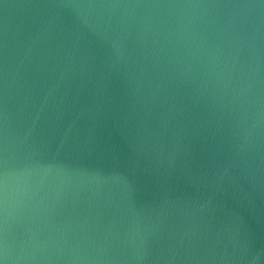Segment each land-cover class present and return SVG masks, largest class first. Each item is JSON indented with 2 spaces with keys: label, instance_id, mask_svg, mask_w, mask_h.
<instances>
[{
  "label": "water",
  "instance_id": "95a60500",
  "mask_svg": "<svg viewBox=\"0 0 264 264\" xmlns=\"http://www.w3.org/2000/svg\"><path fill=\"white\" fill-rule=\"evenodd\" d=\"M74 2L0 0V159L29 155L84 172L68 178L80 194L37 222L39 240L57 245L40 264H71L69 253L98 247L103 264H264V0H201L252 5L251 39L223 87L205 66L222 14L194 26L197 40L207 37L200 51L173 39L169 8L189 0H120L141 7L102 18ZM153 4L163 14L145 43L143 6ZM250 68L254 89L234 96ZM111 184L127 185V213L86 195ZM10 225L17 238L33 226ZM136 227L144 240L133 249L121 240Z\"/></svg>",
  "mask_w": 264,
  "mask_h": 264
},
{
  "label": "clouds",
  "instance_id": "9594fccd",
  "mask_svg": "<svg viewBox=\"0 0 264 264\" xmlns=\"http://www.w3.org/2000/svg\"><path fill=\"white\" fill-rule=\"evenodd\" d=\"M79 14L101 17L119 11L122 15H135L141 5L121 3L120 0H110L104 5H96L84 0H76L72 5ZM148 9L145 15L150 23L144 29V42L147 43L152 28L153 18L162 15L163 5L153 4L143 6ZM252 5H227L220 3H203L201 0H189L188 3L170 7L168 14L178 20V27L173 36L177 42H185L189 47L204 51L207 37L201 36L197 40L194 26L197 22L207 23L209 17L224 16L215 43L207 45L205 55L207 75L215 78L217 86L223 87L231 81L235 69L239 45L247 36L245 21L250 17ZM103 9L104 11H101ZM224 9L223 13L219 10ZM153 43L155 41L153 40ZM113 46L124 49L125 37L117 35L113 39ZM195 55V53H193ZM239 86L232 89L234 96L251 92L256 84L255 71L238 78ZM258 118L264 119V108L258 113ZM84 173L75 164L65 162L36 160L29 155L23 158L5 156L0 159V264H40L41 261L53 259L51 249L55 242H44L37 235V222L57 205L78 196L74 193L68 178L74 174ZM89 199H103L105 203L113 204L123 213L130 210L128 203V189L126 184H111L103 192L99 188L86 189ZM27 221L33 226L17 238L12 231L10 221ZM147 233L145 232V235ZM141 229L136 227L123 234L121 243L129 248H135L137 242H143ZM104 248L98 247L91 251L85 249L84 254L79 250L75 255L69 253L67 259L71 264H103L105 261ZM131 258V257H129ZM59 259V257H57Z\"/></svg>",
  "mask_w": 264,
  "mask_h": 264
}]
</instances>
